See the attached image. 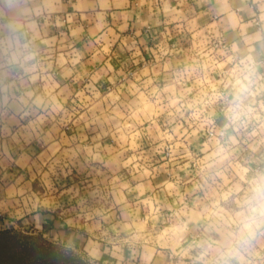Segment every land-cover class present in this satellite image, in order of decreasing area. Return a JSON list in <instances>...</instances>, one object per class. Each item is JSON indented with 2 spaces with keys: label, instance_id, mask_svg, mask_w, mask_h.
Returning <instances> with one entry per match:
<instances>
[{
  "label": "crops",
  "instance_id": "crops-1",
  "mask_svg": "<svg viewBox=\"0 0 264 264\" xmlns=\"http://www.w3.org/2000/svg\"><path fill=\"white\" fill-rule=\"evenodd\" d=\"M51 166L67 210L34 186ZM259 181L264 0H0V229L132 264H264V208L235 202Z\"/></svg>",
  "mask_w": 264,
  "mask_h": 264
},
{
  "label": "rangeland",
  "instance_id": "rangeland-1",
  "mask_svg": "<svg viewBox=\"0 0 264 264\" xmlns=\"http://www.w3.org/2000/svg\"><path fill=\"white\" fill-rule=\"evenodd\" d=\"M95 97H98V95L96 94ZM96 99L97 98H94V100H92L94 101L91 105L92 109L101 105V101ZM150 106L152 107V105ZM192 168L194 169L195 166ZM45 170L51 174H48L50 177L49 181L46 176L44 177L45 180L43 178H36L38 183H35L34 186L39 188L41 192L46 191L43 199L46 207H52L54 204H58V208L62 207L63 210H67V206L70 207L68 203L71 199H69V197L74 192L68 190V183L63 185L64 177H62V175L61 177H56L61 185L60 183H52L51 176L54 167H45ZM193 172H196V170L194 169ZM253 185L254 186L248 190L249 195L247 194L245 198L243 197L240 201L235 202L239 204L237 206L238 208L239 206H244V203H246V205H253L254 211L252 212L258 213L261 207L255 206L256 204L261 203L260 206L264 208V203H262L264 198L261 199V195H264V183L259 181L253 183ZM222 190H224V187ZM54 194L55 201L53 202L52 195ZM104 194L105 191H95L94 195L89 196L87 199L89 206L94 209L104 205L106 201V199L102 197ZM249 197H252L253 199H248ZM71 205H74V203ZM76 205H78L79 209L80 206H84V203L77 202ZM64 213H66V211ZM2 215H4L3 212ZM2 215L0 216V219L3 217ZM250 215L251 214H248L247 217H254ZM171 217L173 218L174 216ZM237 217L243 218L244 216L237 214V216L232 218L237 219ZM96 237H93L94 240H96ZM112 244L113 242L110 243V245ZM245 246H247V244ZM246 250L250 252L252 251L249 247H247ZM212 252L213 250L210 249L206 254L209 258V263L217 262L220 264H234L229 258L225 256L217 258L218 255ZM109 253L111 254L109 256L110 258H102L99 256L100 253L92 251V249L86 245H72L67 241L58 240L57 238H54V236L44 235L42 232L36 230H28L19 227H5L0 229V264H132V262L127 261V255L120 249L112 248L109 250ZM218 260H220V262H218Z\"/></svg>",
  "mask_w": 264,
  "mask_h": 264
},
{
  "label": "built area",
  "instance_id": "built-area-1",
  "mask_svg": "<svg viewBox=\"0 0 264 264\" xmlns=\"http://www.w3.org/2000/svg\"><path fill=\"white\" fill-rule=\"evenodd\" d=\"M216 45V46H215ZM215 47H216V49L218 48V49H222V50H224L225 48H226V43H224V42H222V41H217L216 43H215ZM221 74H222V76H226V74H227V72H226V70H224V71H222L221 72ZM207 132L209 133V135H217V136H223L224 135V130L223 129H220V130H214L213 128H209L208 130H207ZM2 215V212L0 211V216ZM3 216V215H2Z\"/></svg>",
  "mask_w": 264,
  "mask_h": 264
}]
</instances>
